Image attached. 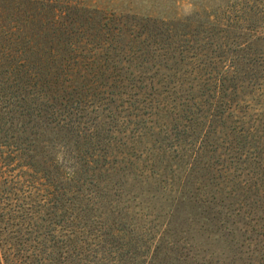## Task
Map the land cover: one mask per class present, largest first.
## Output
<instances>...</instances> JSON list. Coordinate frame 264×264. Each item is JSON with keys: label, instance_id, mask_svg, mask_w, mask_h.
I'll list each match as a JSON object with an SVG mask.
<instances>
[{"label": "rangeland", "instance_id": "rangeland-1", "mask_svg": "<svg viewBox=\"0 0 264 264\" xmlns=\"http://www.w3.org/2000/svg\"><path fill=\"white\" fill-rule=\"evenodd\" d=\"M32 17L73 19L88 25L89 32L100 33L104 40L88 44V50L93 54L111 53L106 62L109 67L132 69L131 80L123 82L138 84L132 92L138 95L123 96V104L120 99L115 103L119 108L106 117L110 122L100 135L103 143L92 131L93 142L83 145L95 155L103 154V147L108 153L106 160L100 157V162L80 166L76 152H70L73 144L68 149L64 144L49 142L45 173L44 164L38 163L44 161L42 156L30 160L34 145L41 140V135L30 128L19 132L29 136L25 144L0 145L3 210L25 213L23 225L16 227L44 224L55 230L61 243L71 236L75 242L70 258L77 262L160 264L179 259L181 264L199 263L202 251L198 236L203 228L189 217L192 215L183 213L189 221L176 226V233L172 229L179 198L184 191L207 197L208 172L220 175L222 168L218 167L233 169L239 165L238 158L248 159L244 153H251L254 145L238 140L259 112L250 98L248 102L240 100L241 90L232 104L224 100L219 106V97H213L215 91L209 96L204 90L201 95L198 87L193 93L199 95V104L192 115L181 110L179 99L172 101V92L164 86L180 82L202 85L208 79L206 68H202L211 65L218 70L211 73L210 81L221 79L234 67L251 71L248 67L254 66L260 69L256 70L259 77L253 78V83L247 80L242 87H249L264 105V0H0V38L23 34L25 21ZM162 39H166L167 49L158 43ZM204 53L212 55L206 66L200 57H194ZM150 85L158 89L152 99L144 95ZM160 94L166 98L163 100ZM169 114L176 118L172 120ZM178 118L181 121L175 126ZM242 120L246 121L243 126ZM202 145L207 146V152L201 156L195 150ZM160 151H165V156ZM70 178L78 180L77 193L69 192L74 185ZM62 186L67 190L64 202L53 194ZM224 214L229 213L224 210ZM242 217L232 215L228 224L237 220L238 226L246 227ZM222 229L226 233L229 230ZM251 235L242 228L236 233V243L242 244L241 254L246 259L251 256L254 260L257 246L248 239ZM209 240L221 251L222 240L217 242L214 236ZM209 257L206 260L212 258L214 264H222L219 257L225 255Z\"/></svg>", "mask_w": 264, "mask_h": 264}, {"label": "trees", "instance_id": "trees-1", "mask_svg": "<svg viewBox=\"0 0 264 264\" xmlns=\"http://www.w3.org/2000/svg\"><path fill=\"white\" fill-rule=\"evenodd\" d=\"M88 28L85 23L73 19L49 21L32 17L25 21L23 34L10 33L9 36L0 38V145L8 142L14 145L25 144L29 136H22L19 132L30 128L31 132L41 135V140L34 145L35 154L29 157L32 160L36 156H42L44 161L38 163L44 164L45 173L48 171L46 161L48 162L49 153L46 145L49 142L64 144L68 149L73 144L74 148L70 149V152H76L77 157L80 158V161H77L80 166L100 162V157L106 160L108 153L103 152L105 150L103 147L100 152L103 154L95 155L89 151V143L93 142L92 131L96 133L98 142L103 143L104 139L100 138V135L106 131L110 122L106 117L119 108L115 103L118 99L121 101L123 96L138 95L137 91L132 93L138 88V84L123 82L127 78L131 80L134 74L132 69L109 67L106 62L112 56L111 53L93 54L91 49L88 50V44H96L104 40L100 33L89 32ZM158 43H162L161 48H166V39ZM211 56L204 53L200 56L196 54L194 57H200L201 62L206 66L211 63ZM205 68L208 79L200 83L202 85L172 83L165 85V90L172 92V101L179 99L183 105L182 111L192 115L195 114L194 110H197L199 104V95L193 93L198 87L201 95H204V90L209 92V96L215 91L213 97L214 99L219 97V106L225 101L229 105L232 104L231 102L237 97L236 93L241 90L243 98L240 100L248 102L247 98H250L259 113L255 114L247 132L240 133L241 139L238 141L245 143L249 140L248 143L253 144L254 147L248 155L244 153L248 159L243 161L237 159L239 165L233 169L222 165L218 167V170L222 168L220 175L207 173L205 183L209 187L207 197L201 198L196 193L194 195L184 191L179 198L177 207L179 211L173 219L174 222L172 221L174 225L172 229L176 233L175 227L187 223L189 217L199 223V228H203L198 236L202 260L197 264H214L212 258L210 260L206 258L215 254L225 255L219 257L222 264H264V223L262 222L264 220L262 215L264 214V105L256 100L249 87L246 90L242 87L247 84L245 83L247 80L251 82L253 78H258L256 70L260 69L249 66L251 71H248L245 67H234L225 71L226 75L221 79L210 81L209 76L218 69L213 65L202 69ZM262 69L264 70V67ZM229 72L231 75H228ZM4 73L7 77L2 76ZM139 87L141 88L142 84ZM150 87L149 90L144 91V95L152 99V95L156 94L158 89L154 85ZM162 98L164 100L166 96ZM119 103L123 104V101ZM113 105H115L114 109ZM171 105L173 108L176 107L173 102ZM239 112L241 110L237 111ZM92 114H95L94 118L88 117ZM169 117H172V120L176 118L175 115L170 114ZM96 118L99 121H96ZM180 121L181 119H176L175 126ZM234 122L238 124V121ZM241 124L243 126L246 121L242 120ZM209 126L211 128L214 126L212 121ZM190 127L193 125L190 124ZM48 132L53 136L50 137ZM16 133L18 135H15ZM207 137L205 141L208 143ZM85 144L88 146L83 147ZM243 146L247 147L246 144ZM206 147L202 145L195 151L202 156L203 151L207 152ZM165 154V151H160L161 156ZM2 158L3 155H0V159ZM247 161L248 165H245ZM83 171L86 172L85 169ZM73 182L74 185L72 188L69 187V192L77 193L78 180L75 179ZM53 194L62 202L67 200V190L64 186ZM1 204L3 199L0 195V264H89L86 261L77 262L70 258L72 256L70 247H73L75 242V239L72 242L71 236L64 237L61 243L56 239L55 230L45 227L44 224L40 225L37 222L32 227H16L15 225H23V220H26L25 213L4 211ZM224 210L229 214L222 215ZM183 213L192 216L186 218ZM232 215H243L242 220L245 221L246 227L238 226L237 220H232L229 225V218ZM18 220L20 222L15 223ZM222 227L229 229L227 233ZM242 228L252 234L248 239H252L254 245L258 247L254 249L258 255L254 260L251 256L246 259L241 254L242 244L236 243V233ZM213 236L217 242L220 240L224 242L220 247L221 251L209 240ZM231 253L232 257L229 255ZM153 257L156 256L152 255ZM237 259L239 262H236ZM160 264H181V261L175 259L167 263L161 261Z\"/></svg>", "mask_w": 264, "mask_h": 264}]
</instances>
